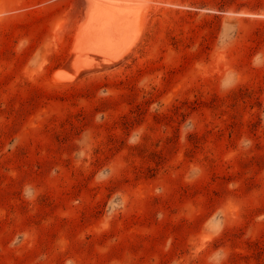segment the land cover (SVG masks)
Listing matches in <instances>:
<instances>
[{"label": "rangeland", "instance_id": "1", "mask_svg": "<svg viewBox=\"0 0 264 264\" xmlns=\"http://www.w3.org/2000/svg\"><path fill=\"white\" fill-rule=\"evenodd\" d=\"M92 1L0 0V264H264V0Z\"/></svg>", "mask_w": 264, "mask_h": 264}, {"label": "bare ground", "instance_id": "2", "mask_svg": "<svg viewBox=\"0 0 264 264\" xmlns=\"http://www.w3.org/2000/svg\"><path fill=\"white\" fill-rule=\"evenodd\" d=\"M136 1L137 0H95L94 2L92 1L93 2L92 8L94 10L92 9L89 12L94 11V12L101 13L100 11L103 9L104 11H106V15L101 20H96V21L92 22L89 27H87V29L82 34L79 42L74 47V50L77 53H92V54L96 55L97 58L99 57L102 62H104L103 64H102V62H101V64L97 62V63H95V65L96 64L104 65L105 63H110V62H113L116 60L118 61V59H120L122 57L124 58V55H126V53L128 51H130V49L134 43V39H135V38H133V34L129 33L130 27L133 28L132 25H130L131 19L133 21V18H134L133 17L130 19L129 15L131 14L130 12L132 11V8L134 7ZM90 2H91V0H90ZM144 3H145V1H144ZM145 4H147V3H145ZM138 6H140V5H138ZM138 9H139V7H138ZM145 9H148V8L146 7ZM87 10H89V9L87 8ZM87 10H86V12H87ZM99 13H97V14H99ZM91 14H92V16L95 15V14H93V12H91ZM91 14H90V16H91ZM96 16H98V15H96ZM130 17H132V15ZM87 18L88 19H86V21L89 20L90 17H87ZM98 18H99V16H98ZM86 21H84V22H86ZM86 23H89V22L87 21ZM140 25H142V24H140ZM143 26H144V24H143ZM143 26H142V28H143ZM142 28H140V29H142ZM141 40H142V37H141ZM137 47H138V45H137ZM131 52H129V53L131 54ZM122 61H123V59H122ZM106 65H108V64H106ZM80 70H82V69H80ZM55 76H56V74H55ZM66 77L62 81H64V82L67 81V83H68V81H70V80H66ZM58 78H60V77H58ZM54 79H53V81H54ZM57 81L58 80H56L54 82H57ZM60 81H61V79H59L58 82H60ZM64 82H62V83H64ZM62 83H60V84H62Z\"/></svg>", "mask_w": 264, "mask_h": 264}]
</instances>
